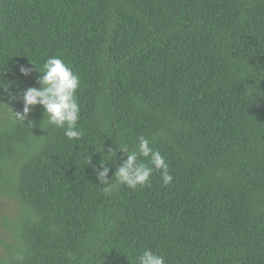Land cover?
<instances>
[{"label": "trees", "instance_id": "trees-1", "mask_svg": "<svg viewBox=\"0 0 264 264\" xmlns=\"http://www.w3.org/2000/svg\"><path fill=\"white\" fill-rule=\"evenodd\" d=\"M53 56L79 140L14 119ZM140 136L172 182L105 195L95 168ZM0 227V264H264V0H0Z\"/></svg>", "mask_w": 264, "mask_h": 264}, {"label": "clouds", "instance_id": "clouds-1", "mask_svg": "<svg viewBox=\"0 0 264 264\" xmlns=\"http://www.w3.org/2000/svg\"><path fill=\"white\" fill-rule=\"evenodd\" d=\"M40 73L38 77L39 87L30 86L16 95L22 99V111H13L14 119L24 122L28 114L37 105L42 106L43 118L47 117V124L64 130V135L69 140H79L83 133L77 127L80 119V105L76 92L80 86L79 76L60 57L47 58L41 68L31 63ZM33 71L32 67H20V72L28 76ZM15 98V97H11ZM126 155L122 163H113L111 159H101L99 166L95 168L98 184L103 185L102 193L111 194L119 185H125L130 189L144 187L149 184V179L154 171L161 174L162 183L169 185L173 177L169 171L168 163L159 150L152 147L151 142L144 136L138 138L135 150L128 147L119 148ZM115 156L114 151H109L104 156ZM147 158L142 162L141 158ZM108 161L115 165V171L109 176ZM137 264H166L163 255L144 249L136 256Z\"/></svg>", "mask_w": 264, "mask_h": 264}, {"label": "rangeland", "instance_id": "rangeland-1", "mask_svg": "<svg viewBox=\"0 0 264 264\" xmlns=\"http://www.w3.org/2000/svg\"><path fill=\"white\" fill-rule=\"evenodd\" d=\"M11 214H13V213H9V217L11 216ZM0 233H1V234H7L6 237H7L8 235H10L9 230H8L7 227H0ZM6 237H5V238H6Z\"/></svg>", "mask_w": 264, "mask_h": 264}]
</instances>
